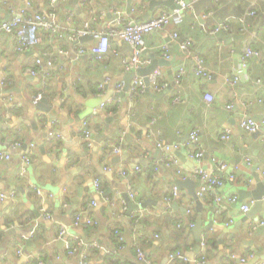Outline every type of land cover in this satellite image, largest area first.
<instances>
[{
	"label": "crops",
	"instance_id": "obj_1",
	"mask_svg": "<svg viewBox=\"0 0 264 264\" xmlns=\"http://www.w3.org/2000/svg\"><path fill=\"white\" fill-rule=\"evenodd\" d=\"M27 1L32 4L30 8ZM149 1L57 0V33L41 31L40 42L23 51L15 49L13 35L0 32V81L5 82L0 83V151L10 153L9 159L0 160V191H15L13 197L0 201V264H33L36 258L43 264H80L79 252L68 254L65 250V240L74 236L96 240L102 247L89 248L85 264H145L137 262L134 246H140L147 259L156 264H195L192 257L201 250V239L189 227L186 209L192 211L195 224L198 216L202 218L204 264H264V227L250 234L252 223L264 218V196L262 209L244 218L240 204L252 198L239 194L255 189L256 175H264V132L254 136L253 132H244L238 122L241 103L246 100L251 102L249 113L264 119V0H220V4L215 0H188L193 10L183 12L179 22L143 36V57L149 63L140 69H146L153 59H163L165 63L155 69L161 71L167 87L139 95L131 104L128 85L135 74L143 76L140 71H126L121 64V57L130 53L129 47L112 37L109 51L95 60L89 57L88 49L76 54L69 33L86 23L96 31L103 30L115 9L129 12L134 7L131 16L145 19ZM49 2L10 0L4 4L0 0V21L10 19L12 11L18 12L24 6L31 14L44 13L50 9ZM159 5L153 6L149 17L168 8ZM251 9L256 11L255 15L248 14ZM208 10L213 14L202 18L201 14ZM238 17H243V21ZM224 20L229 29L216 35L206 31ZM172 31L179 33L178 40H189L188 51L183 52L178 40L171 39ZM79 41L88 47L94 39ZM166 42L167 54L159 48ZM247 45L260 56L248 57L243 67L242 55ZM59 48H65L66 53H60ZM44 53L52 54V64L41 66V70H47H43L47 72L43 84L41 72L31 75L26 69L39 68L35 59L46 61ZM194 56L202 59L210 78L194 73ZM180 67L185 69V75L176 84L174 78ZM236 71L239 80L231 87L224 80ZM257 79L261 82L256 83ZM119 82L124 83V88L116 92L114 86ZM100 83L102 88L98 89ZM205 93L213 96L209 104L203 99ZM38 94L40 99L45 97L44 104L51 106L50 112L35 108ZM109 97L115 100L101 107L100 103ZM174 99L177 100L173 102ZM231 101L234 108L227 110L225 106ZM86 126L91 131L90 146L82 137ZM193 128L199 130L203 163L214 172L226 163L223 173L231 170L236 175L233 183L221 189L222 211L216 218L219 225L231 230L204 228L212 221V208L208 210L212 200L210 195L199 199L202 206L197 210V202L190 193L198 190L201 181L191 174L195 162L186 155V148L181 146L177 151L180 171L162 163L154 168L161 153L149 133L155 131L163 141L183 144ZM226 130L230 131V138L222 140L220 135ZM48 133L53 134L50 139L46 138ZM16 139L36 143L29 151L30 164L24 168L18 155L22 149H8V144ZM115 146L120 148L119 152L113 150ZM243 154L250 157L251 164H246ZM123 170L127 171L125 175ZM94 179L99 181L102 195L94 191ZM187 179L191 185H183L182 181ZM129 187L138 192L132 203L138 204L137 208L144 205V219L135 226L128 217V208L123 210V194H127ZM174 187L179 194L167 210L165 200ZM229 195L237 196V201L229 202ZM91 200L97 205H91ZM78 212L92 218V227L71 225L72 216ZM43 213L50 214V219ZM230 215L235 219L226 225L224 221ZM179 222L183 223L179 226ZM61 225L67 226L63 238L58 236ZM139 228L146 237L136 232ZM115 229L124 238L122 247ZM18 247L22 249L21 255L17 253ZM177 250L182 255H175ZM232 254L237 257L231 258ZM238 256H247V260L236 261Z\"/></svg>",
	"mask_w": 264,
	"mask_h": 264
},
{
	"label": "built area",
	"instance_id": "obj_2",
	"mask_svg": "<svg viewBox=\"0 0 264 264\" xmlns=\"http://www.w3.org/2000/svg\"><path fill=\"white\" fill-rule=\"evenodd\" d=\"M10 0H2L4 4H7ZM90 0H82V2L87 3ZM195 1V0H194ZM218 4H220V0H215ZM56 3L57 0H50L49 5L50 9L44 13L33 11L32 14L27 12L26 6L22 7V9L17 11H12L10 19L6 21H0V32L9 33L14 36L15 38V49L18 51L27 50L29 47H33L40 42L41 38V31H47L50 35H55L58 30V22H57V11H56ZM177 7L173 9L169 8H162L159 10L158 13L154 14L153 16L147 19L136 20L131 16V13L134 12V7L129 9V12L125 10L115 9L114 14L111 16L110 20L106 23V26L103 30L96 31L92 28L89 24L86 23L82 28H75L69 33L70 40L74 42V50L76 54L85 53L88 49L89 57L95 60H99L103 57L105 53L109 51L110 48V39L115 37L122 42H124L130 50L128 55H123L121 57V64L126 71L135 72L141 67L145 66L149 63V59L143 57V53L146 49L143 36L149 34L154 31L164 30L172 22H179L181 20V15L183 12L187 10H193V5L188 0H177L176 2ZM27 7H31L32 4L30 1L26 2ZM213 14V11H205L201 14L202 18H208ZM248 14L255 15L256 11L251 9L248 11ZM102 17V16H101ZM93 19H100V16L92 17ZM239 21H243V17H238ZM230 25L228 21H220L214 24L210 29L206 30L208 33L216 35L222 29H229ZM90 36L94 39L93 43H89L88 47L83 46L80 44L79 41L80 37L83 36ZM171 39L178 40L179 33L177 31H172L170 34ZM217 43H221L220 40ZM178 46L180 49L184 51H188L190 42L187 39H179ZM159 48L167 54L168 52V43H161ZM58 51L60 53H66L65 48H59ZM47 56V60L43 61L42 58H36L35 64L39 67L37 69L34 68H27L26 71L29 72L31 75H38L40 72L42 73L41 77L42 83H45V76L47 74L46 69L41 70V66L47 65L50 66L52 64V54L51 53H44ZM190 56V53L185 55L186 58ZM258 57L259 52L253 49L251 46L247 45L245 47L244 54L242 55L243 67L246 66V59L248 57ZM196 60V66L194 68V73L198 76H203L210 78V73L205 69L202 64V59L198 56H194ZM264 65V61H263ZM185 75V69L180 67L176 73L174 78V83L179 84L182 80V77ZM148 84L145 83L142 77L138 76L137 74L134 75L132 80L130 81L127 94L131 104L135 103V99L137 96L142 95L145 93L146 90H150L152 92H159L162 91L167 87V82L164 81L161 77V71L159 69H154L148 75ZM238 75L237 71L233 73L232 76L226 77L224 82L229 84L231 87H234L238 83ZM256 83H260L261 81L257 79ZM1 85L5 82L2 80L0 81ZM102 88V83L99 84L98 89ZM115 91L120 92L124 88V83L119 82L115 86ZM234 95L237 97V92H234ZM41 98V94H38L34 102H37ZM203 99L206 101L207 104L211 103L213 96L210 93H205ZM115 99L113 97L107 98L106 101L100 103V106H106L107 104L113 102ZM119 100V97H118ZM177 99L172 100L173 102ZM242 109L239 111V126L240 128L247 133L255 132L261 129L264 126V119H257L252 114L249 113L248 109L251 104L248 100L241 103ZM225 108L227 110H232L234 108V102L231 101L226 104ZM150 136L155 138V145L159 149L161 156L158 160L155 161L154 168H157L158 163L166 164L169 166L177 167V170L180 171L181 165L179 162V157L177 156V151L182 147L186 148V155L195 162V166L191 170V174L193 177L198 178L201 181V185L199 186L198 190L196 191V195L198 199H203L206 195L211 196L212 203H209L208 210L210 207L212 208V223L218 224L216 219L219 213L222 211L220 208V200L223 197L221 189L228 185L227 183H233L236 179V175L233 171H227L226 174L223 171L227 170V164L221 163L219 165V171H212L203 163V155L204 151L200 146L199 142V130L197 128H193L188 133V139L185 143L181 144L180 142L172 141H163L162 139L156 137L157 132L151 131L149 133ZM53 136L52 133H48L46 135L47 139H50ZM59 136V135H58ZM82 137L86 141L87 145H91V131L86 126L82 130ZM220 138L222 140H228L230 138V131L226 130L221 135ZM244 149H247V144H244ZM36 147V143L33 141L24 142L22 140H14L8 144V149L12 150H21L18 154L23 168L30 164V155L29 151ZM115 152H119L120 148L115 146L113 148ZM244 153V151L242 152ZM244 160L246 164H251V159L247 154H243ZM10 158V153L7 150L0 151V160H7ZM109 169V168H105ZM139 170V167H136ZM126 170L122 171V174H126ZM262 181L264 183V175L262 176ZM37 192L39 191L36 187L33 186ZM93 189L94 191L102 195L103 190L100 187V183L97 179L93 181ZM138 192L129 187L127 192V197L133 201ZM179 192L177 187H174L171 194L166 197L165 200V207L166 209H170L172 202L175 198H177ZM15 195V191H0V201H4L8 198H11ZM227 200L231 203L237 201V196L229 195L227 196ZM103 201H107L105 197H103ZM90 204L96 206L97 203L94 200L90 201ZM138 205V204H137ZM254 205V200H250L246 203L240 204V215H246ZM66 206V204H65ZM139 207V206H138ZM128 205L124 202L123 210H127ZM144 208H137L131 209L128 211V217L132 220L133 226L138 224L139 220L143 218ZM43 216L47 219H50V214L43 213ZM185 219L188 221L189 227L193 228L195 226V221L192 218V211L190 209H186L185 211ZM235 219L234 216H229L224 223L227 225L228 223L233 222ZM71 225L74 227H84L87 228L93 224V220L90 216L84 214L83 212L75 213L72 216ZM183 222H179L178 225L180 226ZM259 227H264V218H260L254 221L251 225L250 234L254 233ZM67 226L61 225L59 228L58 236L59 238H63L66 231ZM115 235L118 236L119 243L122 247L124 243V238L119 232L118 229L114 231ZM156 237V235H155ZM200 248L201 250L192 257V261L195 264H204L205 263V253L203 248L206 246V241L204 237H201ZM65 250L68 254H73L76 252L80 253V264H85L86 260V251L89 248L97 247L102 248L101 245L96 241H86L78 236H74L73 239L65 240ZM135 253H136V260L138 263H145V264H156L149 261L145 255L144 250L140 246H134ZM17 253L19 255L22 254V249L18 247ZM113 254V253H112ZM175 255L179 256L182 255L181 250H177L174 252ZM237 257L236 254H232L231 258ZM241 262H245L247 260L246 257H239ZM23 264H28L24 262ZM33 264H43L42 261L38 258L33 261Z\"/></svg>",
	"mask_w": 264,
	"mask_h": 264
},
{
	"label": "water",
	"instance_id": "obj_3",
	"mask_svg": "<svg viewBox=\"0 0 264 264\" xmlns=\"http://www.w3.org/2000/svg\"><path fill=\"white\" fill-rule=\"evenodd\" d=\"M130 3L132 0H129ZM157 4H160L161 6L165 5L167 6L169 9H173L175 7H177L176 3H174V1L172 0H150L148 5H149V9L148 11L144 14V17L145 19H147L149 17V14H150V11L153 9V6L157 5ZM159 5V6H160ZM84 39H91L90 36H83V37H80V40H84ZM165 63L163 61V59H153L152 60V63L150 65L147 66L146 69H144L143 71H141L142 69H138L137 71L141 73V75L143 76V80L145 81L146 84H148V77L147 75L153 71L156 66L158 64H163ZM151 91L148 89L145 91L144 94H150ZM46 103V99L45 97H43L42 99H40L39 101L35 102L34 103V106L35 108L38 110V111H44V112H50L51 111V106L49 105H46L44 104ZM263 131L264 132V128H261L259 130H257L256 132H253V135L254 136H257L259 135V133ZM182 183H184L183 185H191V181L190 179H187L185 181H182ZM255 183H256V188L251 190V191H248V192H243V191H240L239 194H241V196H249L251 197L253 200H254V205H253V208L250 212H248L244 218H248V217H251L253 213H255L256 211H259L262 209V206H263V196H264V183L262 181V179L256 175V178H255ZM181 184V181H178V185L180 186ZM191 197L197 202V210H201V206H202V203L201 201L198 199L197 195H196V190L192 191L190 193ZM124 196V199L126 200V204L128 205V211H130L131 209L137 207V205H135L134 203H132V201L127 197V194H123ZM140 207H143L144 205L140 204L139 205ZM139 226V225H138ZM218 228L222 231H224L225 227L223 225H219V224H214L212 223V221H209V223L204 227L205 229H210V228ZM202 230H203V227H202V218L201 216H198L197 217V220H196V224L195 226L192 228V231L195 233L196 237L200 239L201 237V233H202ZM226 231L227 230H231V229H225ZM222 242V240H221ZM27 245H29L30 248L31 247V244H30V241L27 240ZM198 246V245H197ZM191 257V255H190ZM256 259H254L253 261H255ZM236 261H240L239 258H237Z\"/></svg>",
	"mask_w": 264,
	"mask_h": 264
},
{
	"label": "trees",
	"instance_id": "obj_4",
	"mask_svg": "<svg viewBox=\"0 0 264 264\" xmlns=\"http://www.w3.org/2000/svg\"><path fill=\"white\" fill-rule=\"evenodd\" d=\"M144 219V217L141 219V221ZM90 227H92V225H90ZM116 228H118V225H117V227ZM119 230V229H118ZM143 229L142 228H139L136 232H141V233H143V237H146V234L142 231ZM34 237V238H33ZM33 239H35V237H36V232L35 233H33Z\"/></svg>",
	"mask_w": 264,
	"mask_h": 264
}]
</instances>
